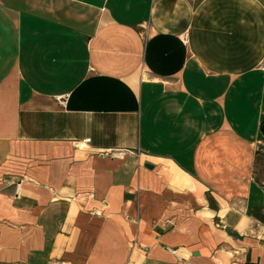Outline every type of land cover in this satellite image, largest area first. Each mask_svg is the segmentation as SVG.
<instances>
[{
  "label": "crops",
  "instance_id": "obj_1",
  "mask_svg": "<svg viewBox=\"0 0 264 264\" xmlns=\"http://www.w3.org/2000/svg\"><path fill=\"white\" fill-rule=\"evenodd\" d=\"M0 264H264V0H0Z\"/></svg>",
  "mask_w": 264,
  "mask_h": 264
},
{
  "label": "built area",
  "instance_id": "obj_2",
  "mask_svg": "<svg viewBox=\"0 0 264 264\" xmlns=\"http://www.w3.org/2000/svg\"><path fill=\"white\" fill-rule=\"evenodd\" d=\"M120 155V152H114L111 154V156H115V157H118Z\"/></svg>",
  "mask_w": 264,
  "mask_h": 264
},
{
  "label": "water",
  "instance_id": "obj_3",
  "mask_svg": "<svg viewBox=\"0 0 264 264\" xmlns=\"http://www.w3.org/2000/svg\"><path fill=\"white\" fill-rule=\"evenodd\" d=\"M145 167H148V168H150L151 166H149V165H145Z\"/></svg>",
  "mask_w": 264,
  "mask_h": 264
},
{
  "label": "bare ground",
  "instance_id": "obj_4",
  "mask_svg": "<svg viewBox=\"0 0 264 264\" xmlns=\"http://www.w3.org/2000/svg\"><path fill=\"white\" fill-rule=\"evenodd\" d=\"M73 211V210H72Z\"/></svg>",
  "mask_w": 264,
  "mask_h": 264
}]
</instances>
